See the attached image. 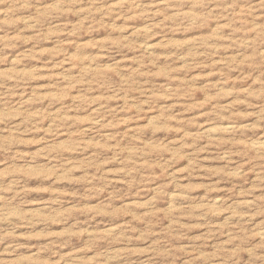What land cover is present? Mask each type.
<instances>
[{
	"label": "rangeland",
	"instance_id": "obj_1",
	"mask_svg": "<svg viewBox=\"0 0 264 264\" xmlns=\"http://www.w3.org/2000/svg\"><path fill=\"white\" fill-rule=\"evenodd\" d=\"M0 264H264V0H0Z\"/></svg>",
	"mask_w": 264,
	"mask_h": 264
}]
</instances>
